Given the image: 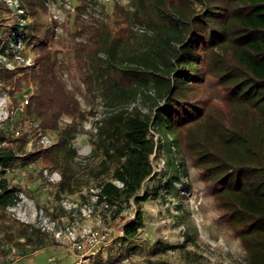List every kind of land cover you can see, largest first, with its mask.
<instances>
[{"label": "trees", "instance_id": "obj_1", "mask_svg": "<svg viewBox=\"0 0 264 264\" xmlns=\"http://www.w3.org/2000/svg\"><path fill=\"white\" fill-rule=\"evenodd\" d=\"M19 2L22 16H36L47 8L46 0ZM136 5L137 18L153 31L154 42L151 50L130 57V64L119 55L120 47L132 36L128 9L115 3L113 20L102 31L96 22L88 24L83 18L89 7L86 0L77 8L78 34L101 44L108 57L105 67L110 76L108 91L115 94L112 100L127 94L147 95L150 89L154 92V115L137 107L127 112L122 108L99 120L93 136L104 158L91 173L98 180L94 205H102L116 218L131 207L130 201L135 204V216L123 227L126 240L144 227L141 206L148 194L141 190L145 180L156 174L152 163L156 144L150 133L154 127L169 149L175 146L182 160L198 172L220 223L239 241L247 264H264V0H136ZM53 37L49 29L41 34L36 20L6 27L0 33V53L13 58L21 53L15 47L28 42L37 54L30 72L1 66L0 79L15 85L29 74L36 79L31 114L39 119L40 128L59 132L56 143L26 152L25 135L16 138L9 125L0 127L2 208L17 199L4 176L17 164L39 161L42 172L57 169L60 189H71L69 169L75 150L68 140L76 127L73 123L60 129L59 121L80 110L77 98L58 76ZM86 47L78 43L75 50L81 68ZM21 70L22 78L17 77ZM83 74L92 89L91 74L87 70ZM186 173V168L176 167L173 184L186 188ZM176 208L181 210L182 203ZM26 241L34 245L33 252L38 250V240L28 236ZM171 247L158 242L153 254ZM147 264L175 263L148 258Z\"/></svg>", "mask_w": 264, "mask_h": 264}, {"label": "rangeland", "instance_id": "obj_2", "mask_svg": "<svg viewBox=\"0 0 264 264\" xmlns=\"http://www.w3.org/2000/svg\"><path fill=\"white\" fill-rule=\"evenodd\" d=\"M86 1L89 7L83 18L88 24L96 22L102 31L113 20L115 3L128 9L132 36L119 49L125 63L130 64V57L134 54L151 50L154 34L137 18L136 0ZM82 2L46 0L47 8L39 10L36 16H22L24 10L20 9L19 0H0V33L6 27L35 20L40 25L41 34L48 29L53 31V50L58 52V76L66 90L77 98L80 110L76 116L65 114L59 121L60 129L73 123L76 127L68 140L75 150L69 169L71 189L61 190L58 185L60 172L50 168L42 172L39 161L17 164L4 174L17 199L6 208L0 207V264H15L13 261L17 258L43 264L49 255L61 264H108L126 258L125 264H147L148 258L166 259L175 264H247L239 241L220 223L212 197L205 190L198 172L189 161L182 160V154L175 146L171 144L169 149L170 145L154 127L150 133L154 135L156 144L152 154L156 174L145 180L141 190V194H148L141 206L144 227L133 239L126 240L123 227L135 216V204L130 201L131 207L116 218L102 205H94L98 180L91 173L100 167L104 158L95 145L97 138L93 136L99 120L108 112L122 108L127 112L137 107L154 115V92L150 89L147 95L127 94L117 101L112 100L115 94L108 91L110 76L105 67L108 57L103 47L78 34L75 21L77 8ZM196 7L199 8L198 2ZM78 43L88 46L82 51L83 68L75 57ZM15 49L21 50L20 55L19 52L13 58L4 55L7 59L0 62V67L11 70L24 68L30 72L37 56L32 44L25 42ZM86 70L92 76V89L84 81L83 72ZM23 76V70L17 73V77ZM27 76V80L17 85L0 79V94L5 98L9 111L3 126L9 125L16 138L25 135V151L34 152L38 147L56 143L59 132L37 126L39 119L31 114V98L38 90V82L30 74ZM26 99L29 100L27 103ZM109 102L113 104L109 105ZM170 140H175V137L171 136ZM176 167L181 171L187 169L183 179V183L188 185L186 188L173 184ZM178 203L183 205L181 210L176 208ZM24 231L28 232L27 236L22 235ZM88 231L109 235V241L95 255L81 262V258L72 253V245ZM28 236L38 240L40 251L37 253L32 254L34 245L27 243ZM158 242L172 247L165 253L153 254Z\"/></svg>", "mask_w": 264, "mask_h": 264}, {"label": "built area", "instance_id": "obj_3", "mask_svg": "<svg viewBox=\"0 0 264 264\" xmlns=\"http://www.w3.org/2000/svg\"><path fill=\"white\" fill-rule=\"evenodd\" d=\"M7 58L4 54L0 53V62L6 60ZM29 100L26 99L27 103ZM9 116V111L7 110L6 100L0 94V127L4 125V121ZM109 241V235L102 234L100 232L88 231L85 233L80 240H75L72 245V253L75 257L81 258V262L86 261V258L91 255H95L99 249L104 246ZM34 254V253H33ZM14 259V254L12 255ZM128 258L122 259L121 261L112 262L108 264H125ZM15 264H32L31 261L25 258L14 259ZM43 264H61L54 256H49L45 263Z\"/></svg>", "mask_w": 264, "mask_h": 264}, {"label": "crops", "instance_id": "obj_4", "mask_svg": "<svg viewBox=\"0 0 264 264\" xmlns=\"http://www.w3.org/2000/svg\"><path fill=\"white\" fill-rule=\"evenodd\" d=\"M41 250H42V249H41ZM38 251H40V250L34 251V252H32V254H33V253H37ZM49 256H51V255H49Z\"/></svg>", "mask_w": 264, "mask_h": 264}]
</instances>
